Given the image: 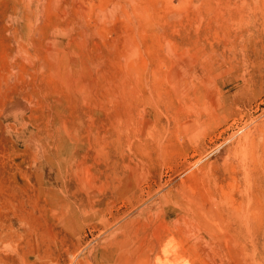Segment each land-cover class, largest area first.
Instances as JSON below:
<instances>
[{"label": "rangeland", "instance_id": "obj_1", "mask_svg": "<svg viewBox=\"0 0 264 264\" xmlns=\"http://www.w3.org/2000/svg\"><path fill=\"white\" fill-rule=\"evenodd\" d=\"M0 264H264V0H0Z\"/></svg>", "mask_w": 264, "mask_h": 264}, {"label": "bare ground", "instance_id": "obj_2", "mask_svg": "<svg viewBox=\"0 0 264 264\" xmlns=\"http://www.w3.org/2000/svg\"><path fill=\"white\" fill-rule=\"evenodd\" d=\"M228 39L229 38H226V40H225V42H227L228 41ZM228 43V42H227ZM225 44V43H224ZM228 45V44H227ZM227 45H225V46H227ZM254 45H252V43H248V45L245 47V52L243 51V55L244 56H249L250 55V53L254 50ZM253 49V50H252ZM257 50V49H256ZM224 52V51H223ZM210 54V53H209ZM213 55V54H212ZM251 57V56H250ZM228 61V60H227ZM192 75V74H191ZM190 75V76H191ZM196 81V80H195ZM194 81V82H195ZM187 105V104H186ZM185 105H183V107H184ZM182 107V106H181ZM124 244V243H123ZM127 246V245H126ZM143 260V259H142ZM149 260V259H148ZM145 261V260H144ZM134 262H136V261H134Z\"/></svg>", "mask_w": 264, "mask_h": 264}]
</instances>
